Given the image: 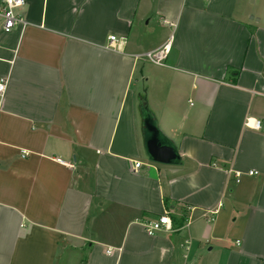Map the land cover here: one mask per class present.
<instances>
[{
	"label": "crops",
	"instance_id": "obj_1",
	"mask_svg": "<svg viewBox=\"0 0 264 264\" xmlns=\"http://www.w3.org/2000/svg\"><path fill=\"white\" fill-rule=\"evenodd\" d=\"M20 14L0 22V264H264V0ZM148 114L179 162L148 158Z\"/></svg>",
	"mask_w": 264,
	"mask_h": 264
},
{
	"label": "built area",
	"instance_id": "obj_2",
	"mask_svg": "<svg viewBox=\"0 0 264 264\" xmlns=\"http://www.w3.org/2000/svg\"><path fill=\"white\" fill-rule=\"evenodd\" d=\"M26 0H0V22L1 28L4 32H9L19 24L24 23V18L20 14V9L25 5ZM109 46L116 40L114 35H110ZM168 50L166 46L155 49L147 54V57L153 63L159 64L166 57ZM6 88V80L0 78V95H2ZM260 124L259 120H254L250 125L253 128H258ZM139 162H134V166L138 167ZM248 174H253L255 171L249 170ZM144 230L148 235H153L156 231L161 229L170 230L171 222L168 213H163L155 220L147 221L143 223Z\"/></svg>",
	"mask_w": 264,
	"mask_h": 264
},
{
	"label": "water",
	"instance_id": "obj_3",
	"mask_svg": "<svg viewBox=\"0 0 264 264\" xmlns=\"http://www.w3.org/2000/svg\"><path fill=\"white\" fill-rule=\"evenodd\" d=\"M143 106L145 103L143 101ZM145 126L144 148L151 161L166 164L179 162L180 157L174 145L166 139L150 119L149 114L143 116Z\"/></svg>",
	"mask_w": 264,
	"mask_h": 264
}]
</instances>
